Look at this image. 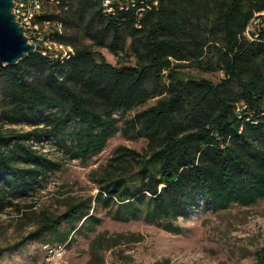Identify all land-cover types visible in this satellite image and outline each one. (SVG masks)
Returning <instances> with one entry per match:
<instances>
[{"label":"trees","instance_id":"16d2710c","mask_svg":"<svg viewBox=\"0 0 264 264\" xmlns=\"http://www.w3.org/2000/svg\"><path fill=\"white\" fill-rule=\"evenodd\" d=\"M75 2L81 20L92 14L86 30L95 45L124 57L130 46L138 60L112 63L103 54L99 60L88 46L62 60L38 46L17 64L0 68V94L8 100L2 117L37 126L23 134L0 129V188L8 196H0V212L55 164L26 139L66 134L73 138L66 143L71 158H87L120 131L118 111L155 98L122 129L129 138L145 137L146 152L116 149L113 169L100 175L97 202H118L134 217L142 213L174 226L199 200L221 207L264 198V0H114L112 10L104 0H63ZM206 18L213 23L208 35L202 32ZM205 57L220 64L219 82L180 69ZM91 209L92 202L81 201L46 215L14 246L63 222L83 226ZM6 250L0 248V258ZM257 254L264 264V248Z\"/></svg>","mask_w":264,"mask_h":264},{"label":"rangeland","instance_id":"374dc122","mask_svg":"<svg viewBox=\"0 0 264 264\" xmlns=\"http://www.w3.org/2000/svg\"><path fill=\"white\" fill-rule=\"evenodd\" d=\"M48 8L58 15L54 20L64 22V32L56 35L58 40L74 48L91 47L99 60L102 54L112 63L123 60L135 64L138 60L130 46L124 57L122 52L114 54L95 45L86 30L92 14H87L86 21L81 20L78 3L51 4ZM212 26L206 18L203 34L208 35ZM128 41L131 42V37ZM203 59L185 62L180 69L216 82L222 80L224 72L216 58ZM156 101V98L147 100L132 111H118L115 116L120 119V131L101 152L87 158H71L66 143L71 145L73 138L66 134L50 136L41 142L26 139L37 155L55 164L35 188L11 196L13 204L0 212V248L7 249L0 264H50L46 261V245L63 247L61 257L66 264H259L257 252L264 248V198L251 204L230 203L221 207H208L199 200L188 215L173 220L174 226L148 219L142 213L134 217L130 209L121 208L118 202L95 200L101 191L100 175L113 169L111 158L120 145L146 152L145 137L129 138L122 129ZM7 104L8 100L0 94L2 131L23 134L37 127L3 118L1 113ZM5 192L0 188V196L8 197ZM81 201L92 202L93 214L83 226V221L63 222L59 229L45 236L31 239L20 248L14 246L38 228L46 215L62 214L71 204Z\"/></svg>","mask_w":264,"mask_h":264},{"label":"built area","instance_id":"2783aa9c","mask_svg":"<svg viewBox=\"0 0 264 264\" xmlns=\"http://www.w3.org/2000/svg\"><path fill=\"white\" fill-rule=\"evenodd\" d=\"M14 13L17 20L25 26L26 34L30 42L44 48L45 53L51 51L56 58L67 60L75 54V48L72 44L62 42L56 38L64 32V22L46 18L45 15L52 11L48 6L51 4L59 5L63 0H14ZM114 0H104V4L109 10ZM253 22H258V18L254 17ZM47 257L46 261L50 264H66L61 253L63 247H52L46 245ZM44 264V262H42Z\"/></svg>","mask_w":264,"mask_h":264},{"label":"water","instance_id":"95a60500","mask_svg":"<svg viewBox=\"0 0 264 264\" xmlns=\"http://www.w3.org/2000/svg\"><path fill=\"white\" fill-rule=\"evenodd\" d=\"M14 0H0V68L17 64L37 50L16 18Z\"/></svg>","mask_w":264,"mask_h":264}]
</instances>
